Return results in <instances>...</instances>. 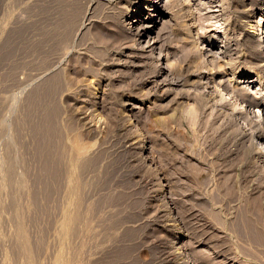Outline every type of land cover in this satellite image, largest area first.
Listing matches in <instances>:
<instances>
[{
  "label": "rangeland",
  "instance_id": "obj_1",
  "mask_svg": "<svg viewBox=\"0 0 264 264\" xmlns=\"http://www.w3.org/2000/svg\"><path fill=\"white\" fill-rule=\"evenodd\" d=\"M166 3L154 16L164 52L147 59L149 34L125 30L146 15L135 0H0V264H27L20 227L33 264H264V143L249 137L264 132L253 105L264 69L247 26L264 19V0ZM63 5L80 13L66 36ZM165 61L172 70L154 80ZM46 116L57 127L49 145L64 146L59 173L43 167ZM77 186L80 227L65 236Z\"/></svg>",
  "mask_w": 264,
  "mask_h": 264
},
{
  "label": "bare ground",
  "instance_id": "obj_2",
  "mask_svg": "<svg viewBox=\"0 0 264 264\" xmlns=\"http://www.w3.org/2000/svg\"><path fill=\"white\" fill-rule=\"evenodd\" d=\"M169 1V0H168ZM167 2V0H135V3H136V5L139 7L140 6V8L139 9H142V10H144V12L146 11V15H143L142 14V16L141 15H139V12L141 11V10H138V11H136V16L135 17H137V16H141L142 18H141V22L139 23V21H138V19H131L129 22H127L128 24V26H127V28L125 29L126 31H127V33H128V38H130V36L132 37V36H137V37H142V36H145V35H147V34H149V36H150V39L152 40H148L147 39V41L144 43V44H141V48H142V50H141V56H145L147 59L150 57V58H157L158 56H161L163 53H161L162 51L160 50L161 48H158V46H157V42H158V38L160 37V35H159V32H158V29H156L157 28V26H158V24H159V22L160 21H158L157 20V18L155 19L154 18V16H155V14H158V15H160L161 17H163L166 13H167V6H166V3ZM64 6V5H63ZM63 6L61 7V8H63ZM66 6V5H65ZM64 6V7H65ZM123 6V5H122ZM68 7V6H67ZM67 7H65V8H67ZM127 7V6H126ZM256 7V6H255ZM64 9V8H63ZM68 10H69V8H67ZM67 9H64V11L65 10H67ZM76 9H78V8H76ZM68 10H67V12H68ZM78 11H79V9H78ZM78 11H75V12H78ZM122 11H123V9H122ZM75 12H73V13H70V10H69V12L68 13H70V14H68V16H66L65 14V16H64V22H62V23H60V22H58L59 20H57L56 22L57 23H59L58 25L60 26V24H61V26H65L64 28L63 27H60V28H62V30L63 29H65V31L62 33L61 31L62 30H59V29H57V31L59 30L62 34H64L65 36L67 35L66 33H68V34H70L69 32H70V29H71V27L72 26H74L73 24H75L74 23V21H75V19H77L76 17H77V15H78V13L76 14ZM64 13V12H63ZM63 13H59V15L60 14H63ZM66 13V12H65ZM67 14V13H66ZM80 14V13H79ZM58 15V17H60ZM63 17V16H62ZM61 19V18H60ZM247 20V19H246ZM62 21V20H61ZM148 22H150V23H148ZM53 23H55L54 21L52 22V24ZM56 23V24H57ZM56 24H54V25H52L53 27H56ZM57 25V26H58ZM76 25V24H75ZM51 26V27H52ZM58 26V27H59ZM248 27H249V30H248V33H249V35L248 36H250V38H251V42L253 43L252 45L253 46H251V47H253V51L255 52V57H253L254 58V63L252 64V65H255L256 67H258L260 70H262L263 71V69H264V36H262V34H263V31H262V29H264V19L262 20L261 18H259V19H252L249 23H248V25H247ZM57 27V28H58ZM161 28V27H160ZM52 29V28H51ZM119 29V28H118ZM56 30V29H55ZM113 30H114V28H113ZM115 30H117V29H115ZM50 32H51V30H49ZM58 31V32H59ZM72 32V31H71ZM153 32H156V34L153 36V35H151ZM52 33V32H51ZM57 32H55V34H56ZM60 33V35H62ZM127 33H126V35H127ZM53 34H54V31H53ZM54 34V35H55ZM72 34V33H71ZM114 35V34H113ZM56 36H58L59 37V34H56ZM112 36V35H111ZM116 36V35H115ZM125 36V35H124ZM148 36V37H149ZM159 36V37H158ZM57 37V38H58ZM63 38L64 36L62 35V36H60V38ZM133 38V37H132ZM134 39V38H133ZM64 40H65V38H64ZM59 41H61V42H59V43H62L63 42V40H59ZM151 41V42H150ZM261 42V43H260ZM123 45V44H122ZM161 45V44H160ZM139 46V45H138ZM203 47V46H202ZM201 46H200V48H202ZM139 49H140V47H138ZM210 48V47H209ZM207 51V50H206ZM137 52V51H136ZM154 52H156V53H154ZM164 52V51H163ZM208 52H210L209 50H208ZM139 53V52H138ZM137 53V54H138ZM206 53V52H205ZM214 53V52H213ZM253 54V53H252ZM139 55V54H138ZM167 53L165 52L164 53V56H166L167 57ZM206 55V54H205ZM213 55H215V54H213ZM140 56V55H139ZM254 56V55H253ZM129 57V56H128ZM219 57H221V56H219ZM229 57V56H228ZM244 57V56H243ZM169 58V57H168ZM141 59V58H140ZM237 59V58H236ZM235 59V60H236ZM165 60V59H164ZM210 60V59H209ZM213 59H211V61H212ZM218 60V59H217ZM230 60V59H229ZM228 60V61H229ZM231 60H233V59H231ZM244 60H247V58L246 59H244ZM166 61H167V58H166ZM165 61V63L164 62H162V63H159L158 62V64H156V70L152 73L153 74V79L155 80L158 76H160V75H165V72L166 71H169V68L171 67V70H172V66H170L169 67V64H171V63H169V60L166 62ZM227 61V60H226ZM228 61L227 62H224V63H222V65L223 64H225V66H226V64H228L229 65V63H228ZM250 61V60H249ZM117 62V61H116ZM125 62V61H124ZM146 62H148V61H146ZM218 63V62H217ZM232 63V62H231ZM152 64V63H151ZM221 64V63H220ZM238 64H240V63H238ZM243 64V63H242ZM249 64V63H248ZM247 63H246V65H248ZM150 65V64H149ZM153 65V64H152ZM172 65V64H171ZM250 65H251V63H250ZM176 66V65H175ZM224 66V65H223ZM223 66H220V67H223ZM242 66H244V65H242ZM219 67V66H218ZM220 67H219V69H220ZM174 68V67H173ZM200 68V67H199ZM230 68V67H229ZM173 70H175V69H173ZM204 70V69H203ZM209 70V69H208ZM224 71V70H223ZM171 72V71H170ZM174 72V71H173ZM176 72V71H175ZM189 72V71H188ZM195 73V72H194ZM165 77V76H164ZM242 79H240L238 82L239 83H244V82H246L247 81V83H248V81L250 80V79H248V77H247V75H244V76H242L241 77ZM244 78H247V79H244ZM159 79L160 78H158V81H159ZM161 79H162V77H161ZM167 79V78H166ZM170 79H172V78H170ZM188 79V78H187ZM56 81V79H53L52 81ZM177 80V79H176ZM54 81V82H55ZM169 81V80H168ZM172 81V80H171ZM173 81H174V79H173ZM54 82L52 83V85L54 84ZM163 81H161V83H162ZM192 82V81H191ZM249 82H251V81H249ZM158 83V82H157ZM156 83V84H157ZM166 83V82H165ZM155 85V84H154ZM160 85V84H159ZM165 85V84H164ZM208 85V84H207ZM156 86V85H155ZM210 86V85H209ZM218 86V85H217ZM223 89V88H222ZM236 89V88H235ZM35 92V91H34ZM38 93V92H37ZM36 93V94H37ZM36 94H35V96H36ZM34 95V94H33ZM31 96V95H30ZM210 97V96H209ZM33 98V97H32ZM215 99V98H214ZM28 101H31V98H30V100H27V102ZM33 102V101H32ZM129 103V102H128ZM253 105L254 106H256V108L257 107H259L260 108V112H261V114L264 116V102H263V99L262 100H254L253 101ZM134 106V105H133ZM52 111H54L55 112V109L53 110V108L51 109ZM259 110V109H258ZM48 111H49V109H48ZM51 112V111H50ZM52 114H53V112H52ZM47 115V114H46ZM48 115H49V112H48ZM52 116V115H51ZM257 116V115H256ZM46 117H48V116H46ZM45 117V118H46ZM55 117V116H54ZM44 118V119H45ZM52 118L53 117H48V123L46 122V121H44V123H47V124H45L46 125V127H43V125H42V127L44 128V129H42V130H45V128H46V130L43 132V135L42 136H40L42 133H41V131H40V133H38L37 134V139L39 138H41L40 139V141H38V143H41L42 141V143H41V149H40V151H42L41 152V154H42V156L41 157H43V167H44V169H45V171H46V173H48V174H50L51 172H52V170H54V169H56L57 167H55L54 169H53V165H54V160H53V158L55 157V159H59V157H60V159L63 157V155H60L59 157L57 156V158H56V154H58V152H59V150H57V149H54V150H57L56 152L53 150V143H54V141L53 140H55L56 141V139H54L53 137L56 135V129H57V127L56 126H53V124L55 123V121H54V123L52 122L53 120H52ZM54 119V118H53ZM55 120V119H54ZM42 121V122H43ZM34 125H36L35 123H33ZM251 124V123H250ZM44 125V126H45ZM56 125V124H55ZM37 126H39V125H36V127ZM34 127V126H33ZM36 127L34 128L35 130H36ZM40 127L41 126H39V129H40ZM260 127V126H259ZM252 128V127H251ZM39 129H37V130H39ZM40 129V130H41ZM262 129V128H261ZM263 131V130H262ZM262 131H260V130H257V132L255 133V132H252L251 134H249V137L251 138H255V139H258V140H263V142L262 143H264V132H262ZM38 132V131H37ZM35 133H36V131H35ZM54 133V134H53ZM254 133V134H253ZM39 136V137H38ZM57 138V137H56ZM51 140H52V144H51V146L49 145L50 143H51ZM58 140V139H57ZM131 141H130V144L135 148V147H137V145H138V141L137 140H133V139H130ZM141 140V139H140ZM254 141V140H253ZM56 142H58V141H56ZM140 142V141H139ZM55 145V144H54ZM81 146V145H80ZM80 146H78V142H77V146L75 147V149L78 151V152H81L82 150H83V147H80ZM57 147H59V148H61L62 147V150H64L63 149V147L64 146H58L57 145ZM139 147V146H138ZM56 148V147H55ZM80 148H82V150L80 149ZM259 148V147H258ZM45 150V151H44ZM61 150V151H62ZM259 150V149H258ZM61 151L59 152V154L61 153ZM76 151V152H77ZM62 154V153H61ZM63 154H64V152H63ZM53 155H54V157H53ZM8 157V156H7ZM58 159H57V162L56 163H60L59 161H58ZM59 159V160H60ZM63 159V158H62ZM2 160H4V158H2ZM6 160V163H7V161H8V159H5ZM4 160V161H5ZM10 160V159H9ZM53 160V161H52ZM61 161V160H60ZM82 161H83V159H82ZM88 161V160H87ZM62 162V161H61ZM77 162V161H76ZM75 162V163H76ZM80 162V161H79ZM85 161H83V163H84ZM9 163H11V162H9ZM82 163V162H81ZM4 164H5V162H4ZM8 164V163H7ZM7 164H5V167L7 166ZM13 164V163H12ZM1 165H2V163H1ZM9 166L11 165V164H8ZM84 165V164H83ZM82 165V166H83ZM62 166V165H61ZM81 166V165H80ZM46 167H47V170H48V172H47V170H46ZM7 168V167H6ZM12 168V170H13V166L11 167ZM57 169H59V170H54L53 172H57V173H59V171L61 170V168L59 167V168H57ZM3 170H5V169H3ZM10 168H8V171H9V173H10ZM6 172L4 173L5 175H7L6 173L8 172L7 170H5ZM1 172V171H0ZM1 173H3V171L1 172ZM0 173V174H1ZM8 173V174H9ZM12 173H14V172H12ZM11 173V174H12ZM75 172H73V174H72V176H74L75 174H74ZM10 175V174H9ZM3 176V175H2ZM11 176V175H10ZM9 176V177H10ZM14 176V174L10 177V179H14V178H12ZM71 176V177H72ZM75 178H76V175L74 176ZM5 178H6V176H5ZM16 178V177H15ZM47 178H48V180L46 179V181L47 182H45V189H44V191L45 192H47V194L46 193H44V195L46 196V198L48 199L49 197H50V195H51V193H52V191H53V189H54V183L55 182H53L52 181V178L48 175L47 176ZM73 178V177H72ZM8 179V178H7ZM7 179H5V182H6V180ZM3 180V179H2ZM9 180V179H8ZM12 180H11V182H12ZM55 180H57V177L55 178ZM74 180V179H73ZM75 180H77V179H75ZM9 184L11 183L10 181H7ZM76 184H78L77 182H78V180H77V182L76 181H74ZM79 183L81 184V182L79 181ZM3 184H7V183H4L3 182ZM3 184H2V182H0V190H1V187L3 186ZM84 184V183H83ZM82 184V185H83ZM8 185V184H7ZM6 185V187H7V190H8V187H9V185L7 186ZM5 186V185H4ZM6 187H5V190H6ZM78 187V186H77ZM79 188V189H78ZM78 188H76L75 190H74V192L72 193V191H71V194H72V196H71V194H69L70 196H71V201L70 202H72L71 203V205L70 206H72V204H73V211H72V209H71V211L72 212H70V211H68V213H67V211H66V213H64V214H66L65 215V219H63L64 221V223H62V230H63V235H69V234H71V233H74V231L77 233V227H80V224H79V220H81L80 218L82 217L81 215H80V202H81V191H82V189H83V187L82 186H80V187H78ZM82 188V189H81ZM81 189V190H80ZM4 190V189H3ZM2 190V191H3ZM6 190V191H7ZM1 191V192H2ZM34 198V197H33ZM35 200V199H34ZM34 202V201H33ZM91 207V206H90ZM90 211V210H89ZM81 216V217H80ZM169 216V215H168ZM172 218V217H171ZM174 219V218H173ZM81 222V221H80ZM244 223V225L246 226V229H249L247 226L249 225L250 226V228H251V225L247 222V221H244L243 222ZM79 224V226H77ZM166 224V223H165ZM176 224V223H175ZM168 225H170V232L173 234V235H176V236H179L180 234H183V230L182 229H180L181 227H179L178 228V226L176 227L173 223H171L170 222V224H168ZM254 228H251V230H253ZM250 230V229H249ZM255 231V230H254ZM248 232H250V231H248ZM251 232H253V231H251ZM62 233V232H61ZM75 233V234H76ZM72 236V235H71ZM74 236V235H73ZM67 237H70V236H67ZM19 238H20V243H21V247H23V249L25 250H23V252H25L26 253V260H27V264H33L32 263V261H31V256H30V253H29V247H28V239H27V237H26V235H25V232H24V229L22 228V227H20V229H19ZM63 238H64V236H63ZM66 238V237H65ZM91 238H93V237H91ZM97 237L95 236V239H96ZM68 239V238H67ZM94 239V240H95ZM89 241H90V243L91 242H93V244L92 245H94V241H92V240H90L89 239ZM96 241V240H95ZM84 243V242H83ZM88 243V242H87ZM98 244H99V242H98ZM98 244H96V245H98ZM173 244V243H172ZM91 245V246H92ZM183 245V244H182ZM83 247H85V246H83ZM82 248V247H81ZM81 252H82V250H81ZM181 252V251H180ZM25 253H24V255H25ZM175 253V252H174ZM72 255H73V253H72ZM82 255V254H81ZM64 256V255H63ZM62 256V258H64ZM69 256V255H68ZM76 256H74V258H75ZM81 257V256H80ZM58 258V257H57ZM60 258H61V256H60ZM68 258V257H67ZM72 257L70 256V258H68V259H66V258H64V259H62L60 262H58V263H56V264H70V261H71V264H73V262H74V258L72 259L73 260V262H72V260H70ZM76 259V258H75ZM58 261V260H57ZM26 264V263H25Z\"/></svg>",
  "mask_w": 264,
  "mask_h": 264
}]
</instances>
